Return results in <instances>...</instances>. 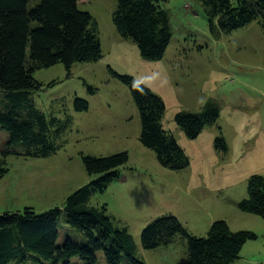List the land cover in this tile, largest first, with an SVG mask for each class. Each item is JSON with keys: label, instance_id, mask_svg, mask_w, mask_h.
I'll return each instance as SVG.
<instances>
[{"label": "rangeland", "instance_id": "374dc122", "mask_svg": "<svg viewBox=\"0 0 264 264\" xmlns=\"http://www.w3.org/2000/svg\"><path fill=\"white\" fill-rule=\"evenodd\" d=\"M77 6L97 22L102 57L75 63L70 76L61 63L34 71L43 88L30 95L31 102L66 125L53 141L56 152L45 158L4 154L24 148L9 146L7 133L0 129V160L8 169L0 180V214L62 207L69 194L92 178L82 163L83 154L126 151L128 161L120 178L93 194L90 204L105 207L118 226L127 228L140 260L145 264L185 260L182 236L156 249L141 245L143 228L163 214H172L197 237H206L215 220L226 221L231 231L254 232L257 239L247 241L240 258L231 264H264V219L239 207L247 198L249 178L264 177V33L258 22L215 35L198 0H167L161 7L169 14L172 37L163 58L148 61L136 43L117 33L112 21L116 0H77ZM110 69L132 76L163 100L162 126L184 149L190 162L187 168L163 167L140 142L137 106L129 87ZM52 81L57 83L49 87ZM86 84L95 89L94 94ZM76 95L87 99L88 111L74 110ZM209 100L218 104L219 118L189 139L176 124L175 114L199 111ZM219 135L227 143L226 153L215 149ZM58 229L60 243L67 236L84 239L63 218ZM97 256L98 264H106L102 251Z\"/></svg>", "mask_w": 264, "mask_h": 264}, {"label": "trees", "instance_id": "16d2710c", "mask_svg": "<svg viewBox=\"0 0 264 264\" xmlns=\"http://www.w3.org/2000/svg\"><path fill=\"white\" fill-rule=\"evenodd\" d=\"M166 1L116 0L112 21L117 33L136 43L141 57L148 61L162 59L172 37L169 14L161 7ZM198 1L215 35L231 33L253 21L264 33V0ZM101 57L97 22L88 11L78 8L77 0H0V129L7 133L9 146L24 148L23 152L3 153L45 158L56 152L53 141L66 124L48 117L31 102L30 95L43 88L33 76L35 70L61 63L70 76L75 63L95 62ZM110 72L130 89L140 114V142L155 153L163 167L174 171L187 168L190 162L184 149L162 126L163 100L132 76L112 69ZM133 81L143 92L133 87ZM56 83L52 81L48 86ZM86 86L90 94L95 93L92 86ZM73 108L86 112L89 102L76 95ZM219 115L218 104L209 100L199 111H179L174 119L189 139H195L206 126L216 123ZM214 145L218 152L228 150L222 135ZM81 159L92 178L69 194L62 207L39 213L24 208L0 214V264H98L100 251L106 264H145L137 256L127 228L118 226L105 207L90 204L93 194L103 192L120 178L128 153L83 154ZM4 165L0 160V180L8 172ZM239 207L264 219L262 175L249 178L247 198L239 202ZM62 218L84 239L67 236L60 243L58 221ZM179 236L186 240V258L181 264H231L240 258L247 241L257 239L252 231H231L224 220L213 221L207 236L197 237L172 214L151 221L140 238L144 249H156ZM72 258L78 260L71 261Z\"/></svg>", "mask_w": 264, "mask_h": 264}, {"label": "clouds", "instance_id": "9594fccd", "mask_svg": "<svg viewBox=\"0 0 264 264\" xmlns=\"http://www.w3.org/2000/svg\"><path fill=\"white\" fill-rule=\"evenodd\" d=\"M133 87L134 88H136L137 90H139V91H141V92H143V89L142 88H140L137 84H136V82L135 81H133Z\"/></svg>", "mask_w": 264, "mask_h": 264}]
</instances>
